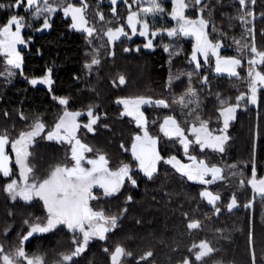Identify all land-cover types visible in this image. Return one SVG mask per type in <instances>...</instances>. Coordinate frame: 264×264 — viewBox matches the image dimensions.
I'll list each match as a JSON object with an SVG mask.
<instances>
[{
    "label": "trees",
    "instance_id": "16d2710c",
    "mask_svg": "<svg viewBox=\"0 0 264 264\" xmlns=\"http://www.w3.org/2000/svg\"><path fill=\"white\" fill-rule=\"evenodd\" d=\"M72 2L79 6V0ZM86 2L87 19L97 30L92 37L71 28V18H66L62 10L52 14L50 27L44 29L43 20L33 22L23 6L9 7L16 0H0V4L6 5L0 8V25L13 14L25 17L26 24L30 25L22 33L27 41L21 45L22 71L14 70L10 78L0 76V133L7 131L10 138H16L37 118L43 121L45 133L29 148L33 175L41 181L56 165L71 162L69 145L47 140L44 138L47 131L54 127L65 108L82 113L77 117L81 125L88 123V107L94 106V113L100 116L94 131L81 127L77 132L82 143L93 149L86 155H105L112 170L128 164L136 180L133 186L126 179L111 196H105L99 188L93 189L97 199L91 200L90 206L107 215H118L117 227L106 233L104 240L93 238L84 252L68 264H111L110 254L117 245L132 253L123 258V264H179L185 257L193 264H252L253 251L256 264H264V198L257 195L253 199L251 186L239 183L252 175L253 164L257 177L264 176V88L259 89L256 104L240 102V107H246L236 109L235 118L229 123L224 152L208 148L201 151L197 146L192 150L198 159L223 169V179L212 184L188 180L172 164L164 162L171 156L185 160L184 149L159 130L165 116H174L186 129L195 122L196 115L208 122L209 129H215L220 125V100L235 104V98L248 91L244 54L247 52L250 58L251 54L248 50L238 52L234 41L251 44L254 40L256 48L264 51V0L248 4L246 10L253 12L254 18L247 17V24L236 19L240 14L237 0H203L208 5L203 15L209 20V39L222 43L220 55L242 57L238 77L217 73L213 65L196 70L190 59L192 37H170L161 31L152 48L144 47L145 39L141 36H122L110 42L104 33L109 27L126 26L127 5L123 2L113 5L107 0ZM97 12L103 14L104 20H100ZM185 14L196 18L200 15V6L187 9ZM164 45L169 46L171 54L164 50ZM94 56L99 64L86 67ZM4 68V57L0 56V71ZM49 69L51 86L29 83L33 78L44 77ZM258 69L264 72V65ZM187 73H192L191 79ZM120 76L125 78L124 84L119 83ZM170 76L173 77L171 84ZM189 87L197 95L192 97L193 102L187 109H182L173 101ZM137 96L153 101L164 99L169 103L167 108L143 106L147 130L158 138L157 151L163 157L151 178L141 172L131 152L133 139L142 128L137 126L134 117L122 115L124 106L117 103L118 99ZM54 97L67 98L69 102L66 106L60 105ZM193 110L195 115H190ZM11 167L14 178L19 180L14 158ZM10 179L0 174V244L8 253L19 246L20 238L29 231L25 221L44 220L47 214L39 198L28 202L19 198L12 200L3 190ZM204 189L220 196L215 205L200 196ZM233 195L237 206L229 210L227 205ZM129 196L131 200L127 199ZM250 200L251 207H245ZM193 220H198L200 227L189 229L188 224ZM72 240L73 233L59 225L48 233L34 234L24 247L29 255L43 256L45 264H57L61 253L74 249ZM201 241H208L215 251L198 262L189 250ZM147 252L152 255L141 260Z\"/></svg>",
    "mask_w": 264,
    "mask_h": 264
},
{
    "label": "snow or ice",
    "instance_id": "6c2138e0",
    "mask_svg": "<svg viewBox=\"0 0 264 264\" xmlns=\"http://www.w3.org/2000/svg\"><path fill=\"white\" fill-rule=\"evenodd\" d=\"M118 0H111L113 5H116ZM240 6V14L236 17L240 22L247 24V17L254 16V13L247 11L248 4H254L255 0H237ZM129 9V14L126 18L127 27L131 28L132 33L137 34V25L140 26L138 34L140 36L156 37L158 32L151 30L148 23V16H157L163 14L165 9L163 7V0H132L129 4L128 0H123ZM172 9L169 15L172 19L176 20L177 27L172 29H162L160 31L167 32V35L179 36L183 35L195 37V44L193 45L191 62L195 63V69L199 70L201 61L198 56L203 57V63L207 64L211 57H215V71L217 73H227L229 76L238 77L239 72L237 68L242 65V57L221 56L220 48L222 43L217 41L213 42L209 39L206 29L209 25V20L204 18L203 13L208 8L203 0H171ZM133 4L137 5V10H132ZM27 6V9L33 12L35 19L43 17L44 29L50 27L49 18L51 14L62 10L63 15L71 18V28L87 33L88 37H92L97 31L94 26L89 25L87 19V9L89 5L86 0H79V6L73 3L72 0H16L14 5L9 7L19 8ZM200 6V15L195 19H190L186 16V10ZM6 7L0 4V8ZM115 13V8H113ZM100 20H104L103 14L97 12ZM210 15V13H209ZM25 27H30L26 24L23 16L11 15L5 23L0 25V56L4 57V71H0V76L12 77L14 70H21L23 65V57L18 45H25L27 41L22 35V30ZM125 25L121 24L119 27H109L104 33L110 42L118 40L121 36L128 37L125 32ZM212 31L215 32L216 28L213 26ZM130 38V37H128ZM237 45L238 52L248 50L251 54V59L248 60V84L247 92H242L235 98V104L225 100H220L222 107L218 110L220 116L223 117V128L219 129L220 135H215L214 130H210L207 121L200 120L196 115L195 122L191 127L187 128L191 132L195 140H190L185 134L186 129L181 127L180 123L174 116H165L163 123L160 124L159 130L164 136L176 138L183 146L184 152L187 155L190 145H198L200 150L211 148L215 151L224 152V143L228 140L226 133L229 121L235 118L236 109L240 106L241 101H247L249 104H256L258 102V91L264 88V72L257 70L259 66L264 65V51L258 50L255 46L254 40L251 44H241L240 41H234ZM145 48L153 47L152 39L144 45ZM164 50L170 52L168 45H164ZM128 51V49H125ZM171 54V52H170ZM256 57H259L257 60ZM99 59L93 57L90 64L86 67L91 68L92 65L99 64ZM191 79L192 73L186 74ZM178 79L179 77H175ZM173 77H169L171 84ZM207 81V78H204ZM29 83L36 85L43 83L51 86V69L48 74L42 78H33ZM119 83L124 84L125 78L119 77ZM197 94L194 89L189 87L187 91L182 94L173 103L179 104L182 109H187L193 102L192 97ZM60 105L66 106L68 104L67 98L54 97ZM117 103L124 106L122 115L134 117L138 127L143 129V135H136L133 139L131 152L136 161H138L139 169L149 178L156 172V165L163 160L160 153L157 151L156 145L158 138L151 136L147 130V121L143 112L140 110L141 105H155L169 107V103L164 100H155L145 98L143 96L121 98ZM198 104V101H196ZM227 105V106H224ZM88 123L81 125L77 117L82 115L81 112H70L65 108L63 114L59 117L54 127L47 131V140H56L60 143H67L70 148V159L74 163L71 167L67 165H56L50 172L46 179L42 181L37 180L33 175V167L29 163L30 146L35 142L37 137L45 133L46 125L40 118H37L32 125L26 130L19 132L16 138H10L7 131L0 133V174L4 178H11L10 181L4 185V191L10 196L12 200L22 199L26 202L33 200L34 197L43 201L46 209V217L44 220L35 218L34 222L25 221L29 225V231L20 238L19 246L12 252H5L4 245L0 244V264H45L43 256L29 255L24 247V243L33 237L36 233H48L55 229L58 225H64L73 233L74 249L69 253H61V258L57 264H68L72 262L74 257L84 252L88 243L93 238L100 240L106 239V233L112 231L117 227L118 215H107L103 210H93L89 202L97 199L93 195L94 186L103 189L105 196H111L117 193L125 180L131 182L134 186L136 180L132 177V170L128 164H123L116 170L108 167V159L103 154H97L95 159H88L85 153L93 152V149L78 138L77 132L81 127L87 129L89 132L94 131V125L100 119L99 115L94 113V106H89L87 110ZM190 115H195L193 110ZM22 119H26L21 114ZM155 123V122H153ZM197 123L199 126H197ZM10 145L11 153L14 154V163L18 168L19 180L14 178L15 173L12 170L11 164L13 156L6 150ZM190 163L184 164L177 159L176 156H171L164 162L172 164L181 175L187 177L188 180L198 181L201 184H212L216 180L223 179L221 175L223 169L217 165H209L203 159H198L195 155H189ZM91 167H85L84 163ZM211 175V179H206ZM241 186L245 183L251 186L254 197L260 196L264 198V177L257 179L256 168L253 164L251 179L239 181ZM200 196L207 198L210 204H214L220 199L219 195H214L208 190L200 192ZM131 200V196L127 198ZM252 201L250 200L245 207H251ZM237 206V200L233 195L231 202L227 205L231 210ZM219 212V208L216 209ZM200 227L198 220L189 222L188 228L195 229ZM198 249V250H197ZM108 251V249H105ZM194 253V260L202 262L204 258L212 254L215 249L210 246L208 241H201L199 245H193L189 250ZM131 252L120 245L114 248L110 254L111 264H123V258L130 257ZM152 255L147 252L144 256L140 257L141 260H146ZM182 264H193L189 258L185 257ZM252 264H256L255 252H252Z\"/></svg>",
    "mask_w": 264,
    "mask_h": 264
},
{
    "label": "rangeland",
    "instance_id": "374dc122",
    "mask_svg": "<svg viewBox=\"0 0 264 264\" xmlns=\"http://www.w3.org/2000/svg\"><path fill=\"white\" fill-rule=\"evenodd\" d=\"M108 2H111V0H107ZM119 2H123V0H118V2H117V4L119 3ZM128 3L129 4H131L132 3V0H128ZM163 7H164V9H165V12L163 13V14H158L157 16H155V17H153V16H148L147 17V20H148V23H149V25H150V29L151 30H156L158 33H160L161 31L160 30H162V29H172V28H175V27H177V22H176V20H174V19H172V17L169 15V13L171 12V9H172V3H171V0H163ZM23 8H24V10H26L27 12H28V14H29V18H33V22L35 21H38V20H40V19H42L43 20V17H41L40 19H35L34 18V15H33V12L31 11V10H29V9H27V6L25 5V6H23ZM137 8H138V6L137 5H135V4H133V7H132V10H137ZM129 14V13H128ZM51 16H52V14H51ZM50 16V17H51ZM128 16V15H127ZM189 18V17H188ZM254 18V16H252V19ZM24 19H25V17H24ZM50 19V18H49ZM190 19H195V18H190ZM89 25L90 26H93L90 22H89ZM26 28V27H25ZM24 28V29H25ZM23 29V30H24ZM137 29H138V31H137V34H133L132 33V31H131V28H129V27H127V20H126V26H125V32L128 34V36H130V37H134V36H140L139 34H138V32H139V29H140V26L139 25H137ZM23 30H22V33H23ZM107 31V30H106ZM206 31H207V29H206ZM165 32V31H164ZM167 33V32H166ZM87 34V33H86ZM95 34V33H94ZM93 34V35H94ZM158 35V34H157ZM122 37V36H121ZM120 37V38H121ZM141 37H143L144 39H145V43H144V45L148 42V40L149 39H152V41H154V39H155V37H151V35H149V36H141ZM188 37H192L193 39H194V44H195V37H193V36H188ZM193 44V45H194ZM152 48V47H151ZM193 50V49H192ZM191 55H192V52H191V54H190V59H191ZM222 56V55H221ZM198 59H200V61H201V67H208V66H210V65H213L214 66V71H215V57H211L210 58V60H209V62L207 63V64H204L203 63V57L202 56H198ZM244 59H245V73H246V80H247V84H248V78H247V72H248V67H249V65H248V60L249 59H251L250 57H249V55L247 54V52L244 54ZM236 70H238V68L236 69ZM257 70H259V69H257ZM227 74V73H226ZM246 106H239L238 108H245ZM237 108V109H238ZM63 114V113H62ZM218 120H219V122H220V125L217 127V128H215V129H210V130H214V134L215 135H220L221 133H220V131H219V129H221V128H223V117H221V116H219V118H218ZM233 120V119H232ZM232 120H230L229 121V123L232 121ZM193 123H191L190 125H189V127H191V125H192ZM197 126H199L198 124H197ZM189 127H187V128H189ZM187 128H186V135L188 136V138L190 139V140H195V137H194V135L191 133V132H188L187 131ZM139 134L138 135H143V129H140V131L138 132ZM224 134H226L227 136H228V134H227V131H226V133H224ZM229 137V136H228ZM176 141H178L176 138H174ZM179 142V141H178ZM224 145H225V143H224ZM196 146L199 148V146L198 145H195V144H193V145H190V147H189V151H188V154L186 155L185 154V152L182 154V156L183 157H185V163H190V160L188 159V156L189 155H194L193 154V151L192 150H194L195 148H196ZM156 148H157V145H156ZM190 148H191V150H190ZM11 150V148H10V145L9 146H7V151L9 152V150ZM200 149V148H199ZM208 149H211V148H208ZM14 156V155H13ZM85 156H86V154H85ZM87 157V156H86ZM96 158V156H94V157H92L91 159H95ZM184 162V161H183ZM74 162L73 161H71L69 164H67V166L68 167H71L72 166V164H73ZM84 166L85 167H91L90 165H88L86 162L84 163ZM221 175H222V173H221ZM252 176V175H251ZM251 176L249 177V178H246V181L247 180H249V179H251ZM264 177V176H263ZM262 178V177H261ZM46 179V178H45ZM206 179H211V175H209L208 177H206ZM257 179H260V178H258L257 177ZM42 181V180H41ZM94 188H99L98 186H94ZM93 188V189H94ZM99 189H101V188H99ZM204 190H208V189H204ZM203 190V191H204ZM101 191H103V189H101ZM208 191H210V190H208ZM211 192V191H210ZM104 193V192H103ZM214 194V193H213ZM214 195H216V194H214ZM207 201H208V199L207 198H205ZM217 202V201H216ZM216 202L213 204V205H215L216 204ZM236 207V206H235ZM234 208V207H233ZM59 226V225H58ZM179 264H182V263H179Z\"/></svg>",
    "mask_w": 264,
    "mask_h": 264
},
{
    "label": "flooded vegetation",
    "instance_id": "af4514ba",
    "mask_svg": "<svg viewBox=\"0 0 264 264\" xmlns=\"http://www.w3.org/2000/svg\"><path fill=\"white\" fill-rule=\"evenodd\" d=\"M21 48H22L21 45H18V49H19L20 52L22 53V49H21ZM143 106H144V105H141V109H140L142 112H143ZM143 114H144V113H143ZM9 154L12 155V156L14 155V154L11 153V150L9 151ZM85 154H86V153H85ZM86 156H87L88 159H91V158H92V157H90V156H88V155H86ZM13 158H14V156H13ZM177 159L180 160L181 163H183V161L186 162V161H185L184 159H182V158H177ZM141 172H142V171H141ZM142 173H143V172H142ZM93 195L95 196L94 193H93ZM89 204H90V202H89ZM93 210H94V209H93Z\"/></svg>",
    "mask_w": 264,
    "mask_h": 264
},
{
    "label": "water",
    "instance_id": "95a60500",
    "mask_svg": "<svg viewBox=\"0 0 264 264\" xmlns=\"http://www.w3.org/2000/svg\"><path fill=\"white\" fill-rule=\"evenodd\" d=\"M184 164H187V163H185V162H183Z\"/></svg>",
    "mask_w": 264,
    "mask_h": 264
},
{
    "label": "crops",
    "instance_id": "0c3cea01",
    "mask_svg": "<svg viewBox=\"0 0 264 264\" xmlns=\"http://www.w3.org/2000/svg\"><path fill=\"white\" fill-rule=\"evenodd\" d=\"M226 74V73H225Z\"/></svg>",
    "mask_w": 264,
    "mask_h": 264
}]
</instances>
